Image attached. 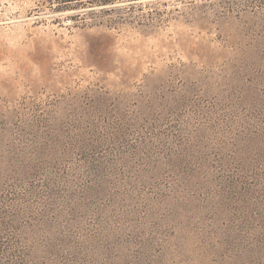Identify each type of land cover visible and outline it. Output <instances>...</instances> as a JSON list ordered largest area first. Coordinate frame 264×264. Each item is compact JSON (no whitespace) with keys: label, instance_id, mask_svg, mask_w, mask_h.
I'll return each mask as SVG.
<instances>
[{"label":"rangeland","instance_id":"obj_1","mask_svg":"<svg viewBox=\"0 0 264 264\" xmlns=\"http://www.w3.org/2000/svg\"><path fill=\"white\" fill-rule=\"evenodd\" d=\"M0 264H264V0H0Z\"/></svg>","mask_w":264,"mask_h":264}]
</instances>
